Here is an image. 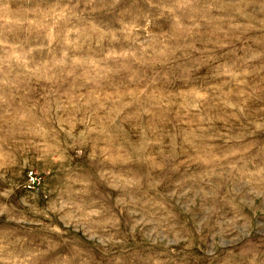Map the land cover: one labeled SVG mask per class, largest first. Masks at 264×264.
Wrapping results in <instances>:
<instances>
[{
  "label": "rangeland",
  "instance_id": "1",
  "mask_svg": "<svg viewBox=\"0 0 264 264\" xmlns=\"http://www.w3.org/2000/svg\"><path fill=\"white\" fill-rule=\"evenodd\" d=\"M0 264H264V0H0Z\"/></svg>",
  "mask_w": 264,
  "mask_h": 264
}]
</instances>
